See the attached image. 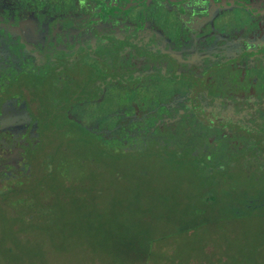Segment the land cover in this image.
I'll return each instance as SVG.
<instances>
[{"label": "flooded vegetation", "instance_id": "af4514ba", "mask_svg": "<svg viewBox=\"0 0 264 264\" xmlns=\"http://www.w3.org/2000/svg\"><path fill=\"white\" fill-rule=\"evenodd\" d=\"M79 132L264 185V0H0V189Z\"/></svg>", "mask_w": 264, "mask_h": 264}, {"label": "rangeland", "instance_id": "374dc122", "mask_svg": "<svg viewBox=\"0 0 264 264\" xmlns=\"http://www.w3.org/2000/svg\"><path fill=\"white\" fill-rule=\"evenodd\" d=\"M75 135L53 179L37 171L20 197L0 199V264H149L132 249L149 240L179 264H264V217L179 225L199 185L188 165L91 160V142Z\"/></svg>", "mask_w": 264, "mask_h": 264}, {"label": "trees", "instance_id": "16d2710c", "mask_svg": "<svg viewBox=\"0 0 264 264\" xmlns=\"http://www.w3.org/2000/svg\"><path fill=\"white\" fill-rule=\"evenodd\" d=\"M79 139L86 142V145L91 142V145H88L89 150H91L90 152L95 156L94 159L91 160L102 161L110 158L113 161H131L135 160L137 156L141 157L142 155L148 154L152 157H158V159L173 166L188 165L192 169L199 185L192 196L195 200H191L187 210L182 214L179 220L180 224L178 223L179 225L186 224L192 228L195 226H202L206 223H218L222 220H224L225 224L233 220H242L245 217H264V185L255 187L254 185L251 186L250 182H240L234 173L231 172L228 176L225 174L229 170L224 172L223 179V177L219 175L221 174L220 169H216V167L209 168L194 165L190 157L183 156V154L178 153V151L160 152L158 150L147 149L124 151L122 149L109 148L95 141V138L91 135L85 134V137H80ZM76 149V146H71L68 151L69 154L73 156ZM68 158L71 160L70 157ZM61 169L65 170V168ZM56 170L58 171V167L53 170H41L39 173L44 177H48V179H53ZM59 171L64 175L62 170L59 169ZM37 177L40 178L39 176ZM22 186L23 185H17L11 188L0 189V199L4 202L5 195H11L15 198L20 197L23 193ZM132 245V249L140 251L142 256L148 260L149 264H179L176 261H171L166 253L162 251V247L155 245L153 240H149L147 243L139 241V243L136 242ZM127 249H129V247ZM209 263L216 264L212 258L192 264ZM186 264L191 263L188 262Z\"/></svg>", "mask_w": 264, "mask_h": 264}]
</instances>
